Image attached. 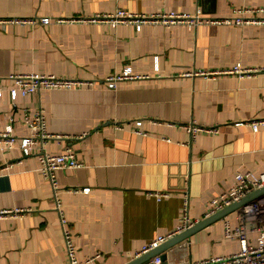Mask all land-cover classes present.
Returning <instances> with one entry per match:
<instances>
[{
    "label": "crops",
    "instance_id": "0c3cea01",
    "mask_svg": "<svg viewBox=\"0 0 264 264\" xmlns=\"http://www.w3.org/2000/svg\"><path fill=\"white\" fill-rule=\"evenodd\" d=\"M262 7L264 0H0V19L50 20L0 25V133L10 126L15 138L29 136L25 119L40 111L47 134L62 138L44 143L38 154L71 150L80 163L56 171L54 190L39 172L38 154L24 157L18 143L0 148V210L26 212L0 220V264H67L56 198L82 264H127L150 252L141 254L148 242L174 232L184 198L194 226L214 215L210 200L228 192L237 173L264 172V128L253 132L247 124L264 118V71L195 75L235 66L264 70V14L248 24L140 30L93 20L172 12L212 22ZM125 71L132 78L108 89L105 80ZM30 74L90 84L12 99L9 76ZM192 125L215 132L191 139ZM261 197L149 263L164 257L160 264H195L236 254L238 242L224 237L225 223L244 224L255 244L264 214L243 219L242 210Z\"/></svg>",
    "mask_w": 264,
    "mask_h": 264
},
{
    "label": "built area",
    "instance_id": "2783aa9c",
    "mask_svg": "<svg viewBox=\"0 0 264 264\" xmlns=\"http://www.w3.org/2000/svg\"><path fill=\"white\" fill-rule=\"evenodd\" d=\"M264 14V7L262 8H248L238 9L234 11L232 19L226 20H212V22L205 21L198 15L190 17L184 14L168 13V14H156L152 16H137L131 15L126 12H117L114 15L103 16L93 18V20H100L110 24H132L137 30L146 24H161L164 26H171L179 23L189 22L191 24L198 23H233V24H248L254 23L256 20L254 15ZM90 21V20H87ZM50 20L47 18L41 19H0V25L4 24H21V25H48ZM264 70H257L252 68H241L235 66L229 70L215 71V72H198L195 75L204 76H217L223 74H236L240 76H249L256 74ZM189 75V74H187ZM132 76L128 71L123 74H118L108 77L105 82L108 89L115 88L116 82L120 80L131 79ZM9 79L13 82V88L10 90V96L15 99L17 94L22 96L31 95L41 90H75L82 89L84 86L90 84L88 81H80L74 79L57 78L55 76L44 75H11ZM25 124L30 130V135L22 138H15L12 135L11 127L8 126L6 130L0 133V148L12 149L13 146L18 143L24 157L38 154L37 148L50 140H57L62 138L61 136H50L45 131V119L42 112L35 113L34 116L25 119ZM248 126L253 132H257L260 127L264 128V118L254 119L247 122ZM188 132L191 139L195 134L200 131H212L199 128L197 126H188ZM39 172L41 176L49 181L52 188L56 189L55 173L58 170L75 169L80 167V163L76 161L75 156L71 150H66L60 155H49L46 153L38 154ZM264 188V172L260 174H253L251 172L237 173L234 176L233 185L228 192L221 193L213 197L210 202V214H214L217 211L230 206L231 204L239 201L250 192ZM165 196V195H163ZM188 202L184 198L182 205V216L180 224L175 228L174 232L166 236H158L155 239L148 242L141 250V254L147 253L159 245L163 244L172 237L184 232L193 226L188 219ZM55 209L59 217V222L62 230V239L65 246L67 264H82L76 256V247L73 242V236L68 229V222L65 219L64 213L60 208L58 199L55 200ZM25 210H0V220L4 218H17L24 214ZM26 213V212H25ZM264 214V197L259 198L255 203L246 206L242 210L243 219L260 217ZM258 237L255 244H251L248 240V231L244 224H240L235 228H231L227 223L224 224V237L236 238L239 251L236 254L221 257H210L205 260L196 262L195 264H264V228L257 229ZM96 257V256H95ZM90 259L88 262H90ZM161 260L155 258L154 264H160Z\"/></svg>",
    "mask_w": 264,
    "mask_h": 264
},
{
    "label": "water",
    "instance_id": "95a60500",
    "mask_svg": "<svg viewBox=\"0 0 264 264\" xmlns=\"http://www.w3.org/2000/svg\"><path fill=\"white\" fill-rule=\"evenodd\" d=\"M259 196H264V188L256 190L250 196H247V197L241 199L239 202H237V203L235 202V203L231 204L230 206L225 207L221 211L214 213L213 216L204 219L200 223L190 227L189 229L185 230L184 232H182V233L172 237L171 239L167 240L164 244L159 245L157 248L151 250L146 255H143V256L138 257L134 260H131L127 264H150L149 261L152 258L160 255L161 253L165 252L166 250H168V249L174 247L175 245L179 244L181 241L187 239L193 232H195L198 229L208 225L210 222H212L218 218L223 217L228 211L236 209V208L240 207L241 205L245 204L250 199H252L254 197H259ZM160 259H164V257L160 258Z\"/></svg>",
    "mask_w": 264,
    "mask_h": 264
}]
</instances>
